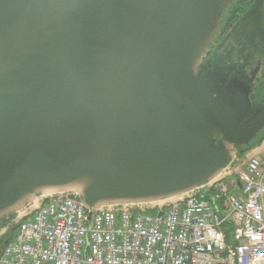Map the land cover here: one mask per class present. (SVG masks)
<instances>
[{
	"label": "water",
	"instance_id": "obj_1",
	"mask_svg": "<svg viewBox=\"0 0 264 264\" xmlns=\"http://www.w3.org/2000/svg\"><path fill=\"white\" fill-rule=\"evenodd\" d=\"M231 2L0 0V222L56 193L88 220L183 195L253 144L256 72L201 65Z\"/></svg>",
	"mask_w": 264,
	"mask_h": 264
},
{
	"label": "built area",
	"instance_id": "obj_2",
	"mask_svg": "<svg viewBox=\"0 0 264 264\" xmlns=\"http://www.w3.org/2000/svg\"><path fill=\"white\" fill-rule=\"evenodd\" d=\"M233 163L166 203L99 207L89 220L75 195L40 196L11 218L0 264H264V148Z\"/></svg>",
	"mask_w": 264,
	"mask_h": 264
},
{
	"label": "flooded vegetation",
	"instance_id": "obj_3",
	"mask_svg": "<svg viewBox=\"0 0 264 264\" xmlns=\"http://www.w3.org/2000/svg\"><path fill=\"white\" fill-rule=\"evenodd\" d=\"M260 1L232 0L230 6L222 15L219 27L215 30L213 44L201 64L203 68H208L220 67L221 64L234 65L245 61V77H248L252 72H256L258 78L253 95V101L257 104L264 102V92L259 95V89L264 88V42L258 44L256 41L258 37L264 40L262 37L264 35L258 32L257 27ZM245 22L248 24H245L248 28L242 31ZM245 31L247 41L243 45L245 52L241 53L237 48V40L238 35H244Z\"/></svg>",
	"mask_w": 264,
	"mask_h": 264
},
{
	"label": "rangeland",
	"instance_id": "obj_4",
	"mask_svg": "<svg viewBox=\"0 0 264 264\" xmlns=\"http://www.w3.org/2000/svg\"><path fill=\"white\" fill-rule=\"evenodd\" d=\"M245 24H247L246 22L243 24L244 26H243V28H242V31H244V29L245 28H248ZM248 25V24H247ZM241 31V32H242ZM247 31V30H246ZM246 31H245V33H244V35L243 34H239L238 36H239V38H238V40H237V45H238V47L237 48H239V51L241 52V53H244L245 52V47L243 46V45H245V43H246V41H247V39H246ZM243 35V36H242ZM244 36H245V38H244ZM253 148H251V149H249V150H247L246 152H244V154H241V155H239V156H236L235 158H234V163H233V166H239L241 163H243V162H245L250 156H252L253 155V153H251V150H252ZM260 160H262V156H259L258 157ZM16 214V213H15ZM14 214V215H15ZM14 215H12V217L14 216ZM14 228V226L12 225V223H11V219L4 225V226H2L1 228H0V248L2 247V243H4L5 241H6V239H8V238H14V236H15V234H16V229H13ZM3 231H5L4 233H3Z\"/></svg>",
	"mask_w": 264,
	"mask_h": 264
},
{
	"label": "trees",
	"instance_id": "obj_5",
	"mask_svg": "<svg viewBox=\"0 0 264 264\" xmlns=\"http://www.w3.org/2000/svg\"><path fill=\"white\" fill-rule=\"evenodd\" d=\"M256 41H257V43L259 44V42H264V40L263 39H261V38H256ZM262 92H264V88H261V89H259V95H261V93ZM263 138H264V132L262 133V135L253 143V144H251L249 147H246V148H243V149H241V150H239L238 152H237V154H236V156H239V155H241V154H244V152H246L247 150H249V149H251V148H254V147H256V146H258L260 143H261V141L263 140ZM12 218V216H10V218L9 219H5V220H2L1 222H0V228L2 227V226H4L10 219ZM14 229V228H13ZM227 232L229 233V230H230V226L227 224ZM229 236V234H227V237ZM3 244V243H2Z\"/></svg>",
	"mask_w": 264,
	"mask_h": 264
},
{
	"label": "crops",
	"instance_id": "obj_6",
	"mask_svg": "<svg viewBox=\"0 0 264 264\" xmlns=\"http://www.w3.org/2000/svg\"><path fill=\"white\" fill-rule=\"evenodd\" d=\"M263 148H264V138L258 146L254 147L251 150V153H253V155L260 154L262 152Z\"/></svg>",
	"mask_w": 264,
	"mask_h": 264
},
{
	"label": "bare ground",
	"instance_id": "obj_7",
	"mask_svg": "<svg viewBox=\"0 0 264 264\" xmlns=\"http://www.w3.org/2000/svg\"><path fill=\"white\" fill-rule=\"evenodd\" d=\"M178 196H180V195L173 196V197L167 198L165 200H159V201H155V202H149V203H146V204H148V205H155V204L166 203V202H168V201H170V200H172V199H174V198H176Z\"/></svg>",
	"mask_w": 264,
	"mask_h": 264
}]
</instances>
